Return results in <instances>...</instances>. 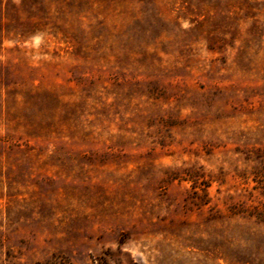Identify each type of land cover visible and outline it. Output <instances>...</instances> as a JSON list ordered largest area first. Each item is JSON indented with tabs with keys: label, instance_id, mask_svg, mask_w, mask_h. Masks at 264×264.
<instances>
[{
	"label": "rangeland",
	"instance_id": "rangeland-1",
	"mask_svg": "<svg viewBox=\"0 0 264 264\" xmlns=\"http://www.w3.org/2000/svg\"><path fill=\"white\" fill-rule=\"evenodd\" d=\"M0 264H264V0H0Z\"/></svg>",
	"mask_w": 264,
	"mask_h": 264
}]
</instances>
